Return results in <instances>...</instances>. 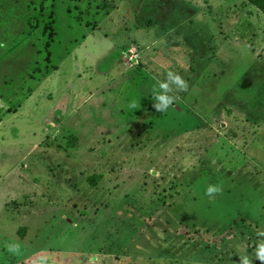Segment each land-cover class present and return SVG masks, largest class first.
<instances>
[{"label":"rangeland","instance_id":"rangeland-1","mask_svg":"<svg viewBox=\"0 0 264 264\" xmlns=\"http://www.w3.org/2000/svg\"><path fill=\"white\" fill-rule=\"evenodd\" d=\"M168 71L187 89L160 112ZM0 106V264H261L246 0H0Z\"/></svg>","mask_w":264,"mask_h":264},{"label":"clouds","instance_id":"clouds-1","mask_svg":"<svg viewBox=\"0 0 264 264\" xmlns=\"http://www.w3.org/2000/svg\"><path fill=\"white\" fill-rule=\"evenodd\" d=\"M170 84L175 85L179 91H185L187 89V83L185 80L181 78L179 74L173 73L172 71H168L166 73V80L163 82H159V89H163V92H157L155 88L153 89V97H154V107L160 112L165 111L169 105H171L174 101V97L168 95L172 89L170 88ZM221 191L219 185H209L206 189V195L212 197L215 193ZM258 236L264 237V231L258 232ZM255 259L261 261V264H264V240H261L257 243L255 250ZM239 264H252V260L249 259L248 255H242L239 257Z\"/></svg>","mask_w":264,"mask_h":264},{"label":"trees","instance_id":"trees-1","mask_svg":"<svg viewBox=\"0 0 264 264\" xmlns=\"http://www.w3.org/2000/svg\"><path fill=\"white\" fill-rule=\"evenodd\" d=\"M246 1L249 4H252L255 7H257L264 14V0H246ZM12 111H15V109H11L5 106H0V121L3 120V117L6 115V113H10Z\"/></svg>","mask_w":264,"mask_h":264}]
</instances>
